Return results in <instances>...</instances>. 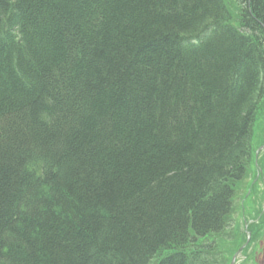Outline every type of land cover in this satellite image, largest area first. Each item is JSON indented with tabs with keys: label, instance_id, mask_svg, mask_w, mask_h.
<instances>
[{
	"label": "trees",
	"instance_id": "16d2710c",
	"mask_svg": "<svg viewBox=\"0 0 264 264\" xmlns=\"http://www.w3.org/2000/svg\"><path fill=\"white\" fill-rule=\"evenodd\" d=\"M234 4L0 0V264H227L264 133V0Z\"/></svg>",
	"mask_w": 264,
	"mask_h": 264
},
{
	"label": "rangeland",
	"instance_id": "374dc122",
	"mask_svg": "<svg viewBox=\"0 0 264 264\" xmlns=\"http://www.w3.org/2000/svg\"><path fill=\"white\" fill-rule=\"evenodd\" d=\"M234 1L231 0V3L234 4ZM259 133L258 129L256 136ZM260 137H264V133H261ZM257 151L258 163L255 159ZM262 151L263 149L255 150L254 167L249 170L246 179L237 186L230 227L226 231L227 241L225 244H222L223 241L219 242L227 264L232 263L233 257H235L233 264H264V152Z\"/></svg>",
	"mask_w": 264,
	"mask_h": 264
},
{
	"label": "bare ground",
	"instance_id": "6f19581e",
	"mask_svg": "<svg viewBox=\"0 0 264 264\" xmlns=\"http://www.w3.org/2000/svg\"><path fill=\"white\" fill-rule=\"evenodd\" d=\"M262 117L263 116H260V115H257V117H256V121L257 120H259V119H262ZM259 125V124H258ZM253 143L256 145V143L258 144V147H257V149H260V150H262V149H264V137H256L254 140H253ZM256 158L255 159H257V156H258V151L256 152ZM257 162V161H256Z\"/></svg>",
	"mask_w": 264,
	"mask_h": 264
},
{
	"label": "water",
	"instance_id": "95a60500",
	"mask_svg": "<svg viewBox=\"0 0 264 264\" xmlns=\"http://www.w3.org/2000/svg\"><path fill=\"white\" fill-rule=\"evenodd\" d=\"M234 261H235V257H233V258H232V263H231V264H233V263H234Z\"/></svg>",
	"mask_w": 264,
	"mask_h": 264
}]
</instances>
